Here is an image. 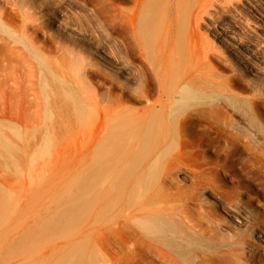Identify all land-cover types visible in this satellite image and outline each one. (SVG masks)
Segmentation results:
<instances>
[{
	"label": "rangeland",
	"instance_id": "rangeland-1",
	"mask_svg": "<svg viewBox=\"0 0 264 264\" xmlns=\"http://www.w3.org/2000/svg\"><path fill=\"white\" fill-rule=\"evenodd\" d=\"M22 1L0 0V192L27 204L32 226L59 225L39 255L80 239L97 250L93 264H166L164 245L139 231L140 220L165 214L210 245L203 247L210 264H264V0H168L149 49L132 36L141 0ZM48 7L70 22H58ZM122 56L137 82L113 66ZM166 65L201 94L190 105L180 106L178 93L165 100L164 117L170 107L171 116L144 140L142 124L161 107L156 97H166L168 82L159 83ZM219 85L239 101L218 99ZM247 137L262 151L244 146ZM73 201L67 229L63 214ZM8 224L5 210L0 264L12 256Z\"/></svg>",
	"mask_w": 264,
	"mask_h": 264
},
{
	"label": "bare ground",
	"instance_id": "bare-ground-1",
	"mask_svg": "<svg viewBox=\"0 0 264 264\" xmlns=\"http://www.w3.org/2000/svg\"><path fill=\"white\" fill-rule=\"evenodd\" d=\"M141 1L142 2H141V4L139 3V5L136 3L137 5L135 6L134 5L135 2L132 5V6H135V7H133V8H135L134 9L135 14L138 15V13L140 11V14H139L140 17L138 18L139 21L137 23L135 22L137 24L135 26L136 30H133L134 35H132V36H134L133 37V38H135L134 41H136L138 45L149 49L151 46V39L153 36V30H155L154 26L156 25V13L159 10L161 4H164L168 0H141ZM22 2H26V1L23 0ZM41 2H43V1L41 0ZM137 2H139V0ZM29 3H30V1H29ZM29 3L27 5H29ZM22 4L24 5V3H22ZM27 5H25V6H27ZM52 6H56V5H52ZM76 8H78V10L82 11V12L86 11L85 8L81 5L79 7H76ZM53 9L54 8L50 9L48 7V8H46L45 11L48 14H50L51 16H53L54 18H56V20L58 22L60 21V23H62V24L66 25L67 22H70V20L68 19V16H66L61 11H58L59 15L53 14V12H52ZM23 10H28V8L23 9ZM32 10H33V8H32ZM25 13H26V11H25ZM31 15H33V13ZM121 15H122V13H121ZM70 27H71V28H69L70 30L77 31V32L81 33L80 26H78L76 24H72V25H70ZM135 27H133V29ZM231 43H232V45H235V47H237L236 49H239L242 45L239 41H236V40H234L233 42L231 41ZM171 46H174V45H171ZM171 49H172V47H171ZM247 50H249L248 47H247ZM171 51L173 52L174 50H170L169 52H171ZM172 52H171V54H173ZM243 53L245 54L244 51H243ZM168 55L169 56H166V58H164V59H166V61L167 60L171 61V59L168 58V57H170V53ZM253 55H255V54H253ZM173 56L175 57V55H173ZM248 56H250V55H248ZM242 57H244V56H242ZM122 59L123 60L125 59V60L122 62L116 61V63L113 64L116 71L119 72L121 78L125 82H129V83L137 82L139 76H138V73L136 71V68H134L132 66V64L127 62V61H129V60H127V58L123 57ZM247 59H248V57H247ZM162 62H163V60H162ZM162 62L159 63L160 66H162L161 65ZM174 62H176V61L174 60L173 63ZM153 63H155V62H153ZM153 63H152V65H153ZM155 64L158 68L160 67V66H158L159 64L158 65H157V63H155ZM171 64H172V62H171ZM245 65H246V63H244V66ZM173 67H174V65H173ZM152 68H153V66H152ZM158 68H155V69L158 70ZM164 68L165 69H162L161 75L159 76V79H160L159 83L163 84L162 80L166 79L168 82V85H166V87H163L165 85L162 86V84H161V86L163 88H165L164 94L166 95V97H163L164 95L159 96L157 93V96H159V97H156L157 99L155 101H158V104H159V102L161 103L159 106L164 104V102H166L165 100H168V101L170 100V104H171V102H172L171 100L174 98V95L176 93H178L180 96L178 101L180 103L182 102V104H180V106H182L183 104L185 105L190 99L193 101V98H196L199 96V94H201V92H197L196 90H194L193 87H191V84H188L189 82L187 83L185 81L182 82L179 80V78H181L182 76L180 75V73H178L180 77L179 76H178L179 78L177 77V74H176L177 71H175V70H177L178 67H176V68L174 67L175 70H172L171 69L172 67H170L169 65H166ZM155 69H154V71H157ZM253 71H251V72H253ZM159 74L155 73V77H156V75H159ZM149 76H150V78L153 77L152 75H149ZM157 78H158V76H157ZM143 79L145 80V78H143ZM152 79H154V78H152ZM182 79H184V77ZM144 80H142V81H144ZM168 80H170V81H168ZM157 81H159V80H157ZM156 82L154 80V83H156ZM164 82H166V81H164ZM219 86H220L219 87L220 90L217 89L219 92H218L216 97L218 99L224 98V101H227V100H225V97L227 95L223 94V91H225L224 90L225 87L222 89V87H221L222 85H219ZM231 86L228 85V87H230L229 89L232 91L233 88ZM158 87H160V86L158 85ZM226 89L229 92L228 94H230V91L228 90V88H226ZM158 92H160V90ZM68 93H69V96L72 98V100L76 103L77 96L75 95V93H70V92H68ZM161 94H163V92ZM231 94H232V92H231ZM229 96L230 97H226L228 99V101L230 102V103L228 102L229 104H231V103L234 104V102H236L235 100L239 101L236 98L232 99L231 95H229ZM201 97H203V96L201 95ZM196 100H197V98H196ZM218 101H219L218 102V105H219L220 100H218ZM152 102H154V101H152ZM187 104L190 105L189 103H187ZM148 105H150V104H148ZM152 105H154V104L152 103ZM164 105H166V103ZM177 105H179L178 102H177ZM235 105L237 106L238 104L235 103ZM235 105H233V106H235ZM173 106H175L173 108H175V110H177L178 107L175 105V103ZM145 107H147V106H144L143 108L145 109ZM161 107L160 108H157V107L153 108V109L156 108L158 110L157 111L154 110V112L153 111L151 112V114L154 115L153 118H151V120L148 122V124L146 126L144 125L145 127L143 126V124H142V126L140 125L142 128L137 124L135 125L134 122L132 121L133 118H131V115L133 116V114H130V117H129V114H127L128 112L127 113H123V112L120 113L119 112L120 115H118V117H119V120H121L124 123L128 122L129 124H131L133 122L131 124V126H133V127L139 126L136 128H141L140 134H142V136H143L141 138H143L145 140V139H149L150 137L153 138V137L158 136V134L160 133V129L162 130L165 127V124L167 122L166 118L168 117V115H170L169 112L171 113V111H173V110L170 111V109H171L170 106H169L170 108L167 107L169 111L167 113V117L166 116L164 117V114H166V112L164 113L165 109H163V107L162 108ZM165 107L166 106H164V108ZM220 108H222V107H220ZM220 108H219V110L222 111ZM147 109L141 113V114H144L143 117H147L146 115H148L150 113V110L148 109L149 113L145 114ZM159 109H160V111H159ZM121 110H123V109H121ZM131 113L135 114L136 110H134V112H131ZM151 114H150V116H151ZM138 115H139V113H138ZM135 117H137V115ZM139 117H138V119L140 120L141 117L140 118ZM144 119L149 120L148 117L144 118ZM142 120H143V118H142ZM248 134L249 133H247V135ZM248 137H251V136H248ZM248 137L246 138V140L248 139L247 141H249ZM253 137H256V136L253 135ZM253 137H251V138H253ZM255 139H257V138H255ZM251 140H250L251 143H247L245 141L246 144L244 143V146L245 145L247 146L248 144H250L253 147V145L255 143H257V145L255 144L256 148L258 147V149H261L259 151H262V148H261L262 145L260 144L261 147L258 146L259 142H255V140H254L255 143L253 144V139H251ZM257 140H259V139H257ZM7 143L8 142H5L6 145H7ZM250 145H248L247 147L250 148L249 147ZM247 147H245V148L248 149ZM253 149H255V148L253 147ZM256 151L253 150L252 152L256 153ZM259 151H257V153ZM261 156H263V154ZM263 157H261L262 158L260 160L261 162L264 161ZM217 164H219V163H217ZM76 204L77 203L73 201L65 208V213L63 214L65 220H64V223L61 227H64V228L69 227L68 225H70V220L74 218V216H72L71 210L76 206ZM5 210H7L9 212V224H8L5 232H6V235L11 236V239H10V241H11V247L10 248L11 249L10 250H11L12 256H11L10 264H93L99 258L98 254H97V250L94 247L87 246L86 243L81 241L80 239L71 241L70 243L64 245V247L61 251H57L58 250V248H56L57 245L51 247L50 251L55 253V254H52L49 257H45L42 254L39 255L38 247H39L40 243L49 234L53 233L56 229H59L60 228L59 225L55 224V223H49V224H46L45 226H42V224H39V225L37 224V226H32L29 222L30 212L27 209V204L25 202L17 204L16 199H14V197L12 196L11 193H9V192L5 193V192L1 191L0 192V215ZM236 214H237V212H236ZM233 215H235V214H233ZM236 219L238 221H241L239 217H237ZM139 223H140V230H139L140 236H143V234H146L152 240L157 241V243L164 245V247L166 248V251H167V253H166L167 254V258H166L167 260L165 259L167 261L166 264H210V261H212V260H210L212 257L209 259V256L205 255L208 252L207 249L208 248L211 249L210 245L208 244L209 245V247H208V246H206L207 243H206V245L203 244L204 239H203V243L200 241L202 239V237H200V239H199L196 236L200 242L198 240L196 241V239L193 238V232L189 231L190 230L189 229L188 230L189 233H188L185 230L186 227L184 228L182 223L180 221H178L177 219H174L173 217H170V216L165 215V214H157V215H150L146 219L140 220ZM64 228L62 231L69 229V228H67V229H64ZM191 232H192V235L190 234ZM207 239H206V241H207ZM208 240H210V242L208 241V243H210V244H211V242L213 243V241L211 239H208ZM201 244H203L204 246L203 245L201 246ZM203 247H208V248H206L207 251L205 250L206 253L203 250ZM17 250H18V252H16ZM199 250H200V252H199ZM210 253L211 252H208L207 254L210 255ZM211 263H213V262H211ZM99 264H105V263L99 262Z\"/></svg>",
	"mask_w": 264,
	"mask_h": 264
}]
</instances>
